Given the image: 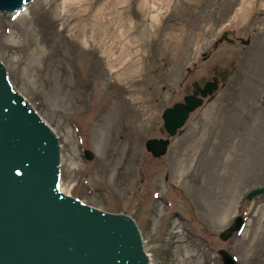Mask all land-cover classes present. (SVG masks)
Returning a JSON list of instances; mask_svg holds the SVG:
<instances>
[{
	"label": "rangeland",
	"instance_id": "rangeland-1",
	"mask_svg": "<svg viewBox=\"0 0 264 264\" xmlns=\"http://www.w3.org/2000/svg\"><path fill=\"white\" fill-rule=\"evenodd\" d=\"M0 60L58 135L60 189L130 214L151 264H225L219 248L264 264V195L245 197L264 184V0H31L0 12ZM215 65L226 79L161 132ZM150 136H169L167 152Z\"/></svg>",
	"mask_w": 264,
	"mask_h": 264
},
{
	"label": "water",
	"instance_id": "water-1",
	"mask_svg": "<svg viewBox=\"0 0 264 264\" xmlns=\"http://www.w3.org/2000/svg\"><path fill=\"white\" fill-rule=\"evenodd\" d=\"M30 1L0 0V12L15 13ZM228 33L236 30L224 29L217 42ZM214 67L213 80L206 86L193 82L197 88L192 93L164 108L161 132L174 135L189 113L217 89L218 74L226 79L230 68ZM190 97L194 101L188 105ZM178 105H184L183 112L170 123L167 113ZM169 142V136H150L145 147L153 156H160L167 152ZM82 152L85 158L94 156L90 148ZM59 179L58 135L15 88L0 60V264H151L140 228L130 214L65 193ZM261 194L264 184L250 187L245 197ZM244 221L237 214L219 236L228 238ZM221 251L227 255L226 262L238 264L229 250L219 248Z\"/></svg>",
	"mask_w": 264,
	"mask_h": 264
},
{
	"label": "bare ground",
	"instance_id": "bare-ground-1",
	"mask_svg": "<svg viewBox=\"0 0 264 264\" xmlns=\"http://www.w3.org/2000/svg\"><path fill=\"white\" fill-rule=\"evenodd\" d=\"M127 38H125V44L127 43H130L131 42V39L128 37V36H126ZM118 42V41H117ZM119 43V42H118ZM116 45V44H115ZM116 46H118V45H116ZM197 85V84H196ZM199 85V84H198ZM197 87V86H196ZM200 91H201V89H199ZM188 100V105H190L193 101H194V98H192V97H190V98H188L187 99ZM185 102H187L186 101V99H185ZM183 109H184V105H178V106H175L174 108H172V109H170L169 111H168V113L167 114H169V116H170V118H169V122L170 123H174L176 120H178L179 119V117L181 116V114H182V112H183ZM177 111V112H176ZM177 116V117H176ZM164 121H165V119H164ZM220 254H221V256H222V259H223V261L225 260V257L227 258V255L224 253V252H219ZM224 257V258H223ZM226 262V260L224 261V263ZM225 264H230L229 262H226Z\"/></svg>",
	"mask_w": 264,
	"mask_h": 264
},
{
	"label": "flooded vegetation",
	"instance_id": "flooded-vegetation-1",
	"mask_svg": "<svg viewBox=\"0 0 264 264\" xmlns=\"http://www.w3.org/2000/svg\"><path fill=\"white\" fill-rule=\"evenodd\" d=\"M229 34V33H228ZM228 34H227V37L226 38H224V39H228V40H230V41H233V38H230L229 36H228ZM219 43V41L216 43V41L214 42V45H217ZM206 57V55L205 54H203V58H205ZM231 65H232V62H231ZM190 70V69H189ZM223 70H225V69H223ZM215 67L213 68V69H209L208 70V72L210 73V75L209 76H204L205 77V79L202 81V77L203 76H201L200 77V79H194L193 81H191L190 83H188L186 86H185V89L187 88V86H189V88H188V90H187V92H189V93H192V91H193V89H196L197 87L193 84V82H195L196 81V83L197 84H199V85H201L202 87H204V86H206V84L208 83L207 81H212L213 80V76L215 75ZM229 73V72H228ZM221 75L222 74H218V86H219V80L221 79ZM222 80V79H221ZM201 81H202V83H201ZM186 92V93H187ZM185 93V94H186ZM184 94V95H185ZM183 95V96H184Z\"/></svg>",
	"mask_w": 264,
	"mask_h": 264
},
{
	"label": "trees",
	"instance_id": "trees-1",
	"mask_svg": "<svg viewBox=\"0 0 264 264\" xmlns=\"http://www.w3.org/2000/svg\"><path fill=\"white\" fill-rule=\"evenodd\" d=\"M214 46H216V45H214Z\"/></svg>",
	"mask_w": 264,
	"mask_h": 264
}]
</instances>
